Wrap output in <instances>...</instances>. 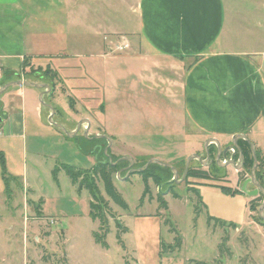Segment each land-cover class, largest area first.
Returning <instances> with one entry per match:
<instances>
[{"label":"rangeland","instance_id":"obj_1","mask_svg":"<svg viewBox=\"0 0 264 264\" xmlns=\"http://www.w3.org/2000/svg\"><path fill=\"white\" fill-rule=\"evenodd\" d=\"M234 1L240 8L245 6L244 0ZM62 2L61 6L75 7L76 36L85 22L97 30L92 33L102 41V53L96 56L109 70L105 74L93 62L91 74L87 63L75 71L81 80L74 83L75 89H93L97 94L88 99L61 100L64 113L57 106L53 123L67 132L74 127L69 106L76 120L83 121L74 138L50 125L52 133L7 142L10 149L0 150L5 161L0 159V264H264V225L252 219L257 213L250 211L256 198L236 187L250 176L243 169L221 168L215 162L203 165L194 159L190 167L209 174V178H189L199 196L185 182L171 183L173 178L167 181L166 173L156 172L162 183L158 186L149 180L144 200L146 183L140 173L128 176L122 172L120 178L115 174L114 185L129 209L115 205L99 182L111 212L108 226L100 229V221L90 219L89 192L79 193L62 166L93 169L96 158L91 151L102 155L108 146L106 140L96 141V135L113 139L108 150L113 161L129 156L134 160L133 168L139 169L156 159L174 166L178 180L191 155L205 160L207 140L184 111L182 84L191 60L179 63L182 66L178 68V62L168 58L153 59L156 61L150 63V70L141 65L139 73V65L129 58L150 55L140 41L134 45L138 40L139 0ZM123 42L129 48L120 50ZM122 59L130 60L125 63ZM39 72L43 69L31 70L25 76L31 74L27 79L36 80L34 73ZM50 77L45 78L62 89L64 79ZM119 165L121 170L129 163ZM159 194L169 202L168 210L161 208ZM118 223L125 228H119ZM94 233H108V248L96 243ZM177 238L182 241L180 247ZM220 248H224L221 258Z\"/></svg>","mask_w":264,"mask_h":264},{"label":"crops","instance_id":"obj_2","mask_svg":"<svg viewBox=\"0 0 264 264\" xmlns=\"http://www.w3.org/2000/svg\"><path fill=\"white\" fill-rule=\"evenodd\" d=\"M61 2L0 0V87L20 80L50 87L42 97L47 99L46 105L40 101L43 90L35 88L15 86L1 96V151L10 149L7 142L52 133L48 105L55 108L56 115L57 106L66 111L61 100L97 94L93 89H75L74 83L81 81L75 71L83 68L82 63L85 67L87 63L90 74L93 62L105 74L109 70L96 56L102 53V41L92 33L97 30L85 22L76 36L75 7L64 2L61 6ZM228 2L139 0L134 45L140 41L150 55L129 58L137 62L139 73L141 65L150 70V63L157 59L176 61L178 68L179 63L191 60L182 84L186 116L206 140L217 139L222 148L231 146L234 136L246 135L264 167V0H244L243 8L234 0ZM122 60L127 63L130 59ZM38 68L43 72L34 73L36 80L27 79L32 75H25ZM46 69L49 74H44ZM50 76L54 81L64 79L62 89L46 80ZM68 108L75 131L79 120ZM247 188L255 189L251 184ZM44 203L42 200L41 205Z\"/></svg>","mask_w":264,"mask_h":264},{"label":"trees","instance_id":"obj_3","mask_svg":"<svg viewBox=\"0 0 264 264\" xmlns=\"http://www.w3.org/2000/svg\"><path fill=\"white\" fill-rule=\"evenodd\" d=\"M183 58V57H180ZM50 72L45 71V74H49ZM96 141L102 142L105 141V139H96ZM239 147L241 148L243 152L244 157V166H243V172L246 174H251V170L253 167V157L251 153V147L250 145L244 141L239 140L238 142ZM99 150V149H98ZM210 153L211 156L214 157V152H216L217 148L215 145L210 146ZM95 158H96V165L91 170H83V169H76L74 167L63 165L62 169L66 172V174L71 179V182L74 186L77 187V190L79 193H81L83 190H87L89 192V195L91 197L90 200V212L89 217L93 221H100L102 229L103 226H108V213L111 214L110 208L108 205V202L104 199L103 195L101 194V191L99 189V182L102 183L104 187V191L107 194V196L114 202L115 205H117L119 208L123 210H128L129 206L127 202L124 200L122 195L117 191L114 182H113V176L120 170V165L113 166L112 163L109 162V159H106L104 154L99 155V151H91ZM257 158H258V168H257V180L258 182L264 186V169L263 164L261 161V158L259 156L258 151H256ZM0 159L1 161H4V156L0 152ZM235 161L238 160V152L235 156ZM115 162V161H113ZM159 173H166L169 176L168 180H171L173 178V173L171 169L164 168L159 165H151L148 167L147 170L144 172H141L140 174L144 177V181L146 183V190L143 195V200L145 196L149 193V187H148V181L152 180L154 184L160 185L162 183L161 177ZM54 180H57V170L55 169L53 172ZM242 177V179H241ZM240 179L243 180L244 176L241 175ZM189 178H209L208 172L200 169H194L192 167H189L187 178L185 180V183L189 185V190L193 191L194 193L198 194V190L191 186L190 184H193L189 181ZM224 190L228 191L229 189L226 187H222ZM199 196V194H198ZM174 198L178 199L179 196L174 194ZM158 202L160 203L161 208L168 210V203L162 198L161 194L158 196ZM263 202V197H257L251 204H250V211L257 213L256 216H252V219H254L257 223H260L264 225V220L259 215V208ZM118 222V221H117ZM221 225V224H220ZM119 228H125L121 227V225L118 223ZM223 226V223L222 225ZM235 228V227H234ZM109 233V229L106 230ZM125 232L127 233V229H125ZM108 233H105L103 236H100L97 233H94V238L97 244H99L103 248H108V244L106 242V237ZM118 238L120 239V233H118ZM181 239H176V245L181 246ZM220 258L222 256V253L224 252V248H220ZM220 262V259L218 260ZM197 264H204V263H197Z\"/></svg>","mask_w":264,"mask_h":264},{"label":"water","instance_id":"obj_4","mask_svg":"<svg viewBox=\"0 0 264 264\" xmlns=\"http://www.w3.org/2000/svg\"><path fill=\"white\" fill-rule=\"evenodd\" d=\"M15 86H25V87H30V88L43 90L42 93H41V97H40L41 103H43L42 97L44 96V94L47 91L50 90V87L47 84L31 83L29 81L20 80V81L8 83V84L3 85L2 87H0V98H1V96L4 93H6V91L8 89H10L12 87H15ZM43 105H46V104L43 103ZM47 107L51 110V116L49 118V122L51 123V125L55 126L59 130H61L69 138H71V139L74 138L77 135L78 131L80 130L81 124H82L83 121H81L79 123V125H78V127H77V129L75 131L67 132L65 130V128L62 127L61 125L53 123V119L52 118L55 115L56 111L50 105H48ZM86 122H88V121H86ZM88 132H89V130L86 129L85 134H86L87 138H89L88 137ZM100 138H104L108 142V146H107V148L104 151V155L109 159V162L112 163L113 166H117L120 162H123V161H127L129 163V166L127 168L121 169V170H119L117 172L118 178H120V175H121L122 172H126L128 174V176H130L131 174H133L135 172H137V173L144 172L151 165H159L161 167L171 169V171H172V173L174 175L173 180L171 181V183H176V184L185 182V180L187 178V174H188V170H189L190 164H191V162L194 159L200 161L203 165H210L213 162H215L221 168L232 167L235 170H237L238 172L241 171L243 169V166H244V157H243V152H242L241 148L239 147L238 142H239V140H244L251 147V153H252V157H253L254 163H253V167H252L250 176L248 178H246L242 182V185H241V188H240V192L244 193L245 195H247V196H249L251 198H257V197H260V196L263 197V202H262V204H261V206L259 208V215L264 220V186H262L257 180L258 158H257V154H256V150H255L254 145L247 138L246 135L240 134V135L234 136L233 139H232V145L229 146V147H226V148H222L220 142L217 139H214V138L208 139L206 141V143H205V148H204L205 156H206L205 160H203L198 154L191 155L186 161L185 170H184V173H183V175H182L180 180H178L179 173H178L177 169L174 166H172L170 164H167V163H164V162H161V161L156 160V159L148 161V163H146V165L143 168H139V169H134L133 168L134 160H133V158H131L129 156L121 157L116 162H113L112 157L108 154V150L112 146L113 139L111 137L107 136V135H103V136L96 135L94 137V139H100ZM209 145H215L217 147V152H216L214 158H212L210 150L208 149ZM231 148H234V149L237 150V152H238V160L235 161L234 160V155H231L233 159H230L227 162H224L226 159H228V153H230ZM250 184L255 187V189L252 190V191H249L248 188H247L248 185H250Z\"/></svg>","mask_w":264,"mask_h":264},{"label":"built area","instance_id":"obj_5","mask_svg":"<svg viewBox=\"0 0 264 264\" xmlns=\"http://www.w3.org/2000/svg\"><path fill=\"white\" fill-rule=\"evenodd\" d=\"M127 48H129V44L127 42L126 43L123 42L122 45L119 47L120 50L127 49ZM236 151H237L236 149L231 148L230 154L235 155ZM230 159H233L232 156L228 157V159H226L224 162H227Z\"/></svg>","mask_w":264,"mask_h":264},{"label":"flooded vegetation","instance_id":"obj_6","mask_svg":"<svg viewBox=\"0 0 264 264\" xmlns=\"http://www.w3.org/2000/svg\"><path fill=\"white\" fill-rule=\"evenodd\" d=\"M216 152H217V150H216ZM216 152H214V157H215V154H216ZM236 153H237V151H236ZM236 153H235V155H234V159H235V156H236ZM231 156V154L230 153H228V157H230ZM214 157H212V158H214ZM239 179V178H238ZM239 181L241 182V180L239 179Z\"/></svg>","mask_w":264,"mask_h":264}]
</instances>
